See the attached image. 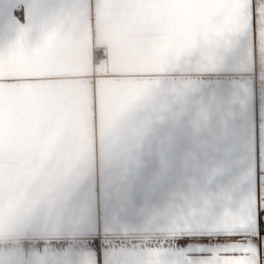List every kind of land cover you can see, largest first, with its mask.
Segmentation results:
<instances>
[{"label": "snow or ice", "instance_id": "1", "mask_svg": "<svg viewBox=\"0 0 264 264\" xmlns=\"http://www.w3.org/2000/svg\"><path fill=\"white\" fill-rule=\"evenodd\" d=\"M102 11L157 23L165 37L194 35L178 49L180 64L208 71L144 78L98 69L62 84L60 44ZM26 21L0 25V235L23 238L25 224L43 223L35 238L0 248V264H264L255 85L218 78L254 77L258 58L264 67V0H59L43 14L29 7ZM73 91L99 116L75 166L54 160L79 118ZM225 103L227 158L193 132ZM231 167L235 179L220 184Z\"/></svg>", "mask_w": 264, "mask_h": 264}, {"label": "crops", "instance_id": "2", "mask_svg": "<svg viewBox=\"0 0 264 264\" xmlns=\"http://www.w3.org/2000/svg\"><path fill=\"white\" fill-rule=\"evenodd\" d=\"M59 0H0V25L8 19L15 18L21 24L26 23V14L29 7H33L38 14H43ZM195 40V36L187 37H165L159 24L146 22L137 26L130 20L118 13L107 15L103 11L98 19L89 21L87 18L75 23L66 34L60 44L59 64L61 75L57 77L62 84L89 79L82 73H96L98 69L108 72L124 74L148 73L147 77L154 76H175L199 78L201 74L208 71L207 65L195 62L191 69L183 68L180 64V57L184 54L179 47L187 41ZM96 48H103L106 53V61L96 64L94 52ZM264 67L257 59L255 76L243 75L231 70L220 74V79L235 80L247 83L252 87L255 85L254 107L257 119L264 122V83L261 82V73ZM205 79H216L217 77ZM74 87V85H73ZM69 103L79 110V118L74 130L61 139L54 154L55 162L64 164L70 162L73 166L78 161L80 149L85 144L91 143V125L98 123V110L93 102L92 113L88 110V100L79 91L67 97ZM193 132L199 137L217 148L227 158L233 150L232 141V107L225 103L216 114L212 124L205 125L202 121L194 125ZM259 172V183L261 196L264 197V154H262L259 169L253 167V188H255ZM237 169L231 167L226 169L223 175L218 177L220 184H228L235 179ZM36 185H33L35 189ZM264 205V201H262ZM43 221H33L26 237L35 238L36 231L41 227ZM6 227V225H5ZM23 238L0 235V248L19 247ZM104 243L101 242V250H104ZM261 258L264 262V248H261Z\"/></svg>", "mask_w": 264, "mask_h": 264}, {"label": "built area", "instance_id": "3", "mask_svg": "<svg viewBox=\"0 0 264 264\" xmlns=\"http://www.w3.org/2000/svg\"><path fill=\"white\" fill-rule=\"evenodd\" d=\"M98 52L100 53L99 56L97 55ZM94 59H95L96 64H101L102 62L106 61L105 50L103 48H96L94 52Z\"/></svg>", "mask_w": 264, "mask_h": 264}]
</instances>
